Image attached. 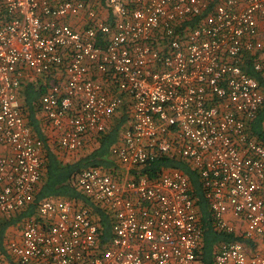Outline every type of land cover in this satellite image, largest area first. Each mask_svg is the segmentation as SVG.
Here are the masks:
<instances>
[{
	"label": "built area",
	"instance_id": "built-area-1",
	"mask_svg": "<svg viewBox=\"0 0 264 264\" xmlns=\"http://www.w3.org/2000/svg\"><path fill=\"white\" fill-rule=\"evenodd\" d=\"M94 3L0 0V221L34 204L44 169L45 141L19 101L26 84L45 87L37 106L63 161L97 146L126 114L110 148L118 175L87 167L72 181L110 219L108 237L98 211L46 197L6 246L14 263L199 264L202 228L187 175L130 176L162 156L197 170L218 230L264 244V144L248 132L264 92L243 68L251 57L264 81V0ZM80 15L82 27L66 22ZM214 264H264V245L249 253L242 241H221Z\"/></svg>",
	"mask_w": 264,
	"mask_h": 264
},
{
	"label": "trees",
	"instance_id": "trees-1",
	"mask_svg": "<svg viewBox=\"0 0 264 264\" xmlns=\"http://www.w3.org/2000/svg\"><path fill=\"white\" fill-rule=\"evenodd\" d=\"M92 1V0H87ZM104 3V0H97ZM4 15V12H3ZM246 64L243 66L244 70L251 76L255 77L264 92V81L259 72L255 71L251 66V57L247 56L245 60ZM45 91V87L40 85L33 89L31 86L26 88L24 104L30 111L28 123L35 134V136L43 139V132L41 126H39L35 115L33 103H37L40 95ZM125 112L121 111L119 117H114L110 125L106 127V130L98 137V145L89 151L83 153L80 158H75L70 161H62L58 153L53 152V149L44 142V169L40 179V186L36 189L34 204L28 206V208L18 216V219L22 216H29L35 212L36 203L46 197L53 198L62 196L66 198H73L80 200L83 204L90 206L94 211H98L95 204L88 198L84 197L74 186L73 178L75 174L87 167H100L103 170L111 173V175H118L116 171L119 168L117 164L110 157V148L117 141L119 132L125 122ZM248 132L257 140L264 144V104L259 109L256 117L250 122ZM59 151V148L56 147ZM115 167V168H114ZM165 168H178L182 170L188 177L191 188L192 197L195 200L198 208L199 223L202 228L201 241L196 250V260L199 264H214V249L215 245L220 240L234 239V235L224 233L218 230L214 224L209 211L208 201L205 198L201 180L197 170H195L186 160L179 157L162 156L155 161L146 163L143 167L137 169L134 168L131 171L130 176L136 178L139 175H147L148 177H156ZM21 211V212H22ZM17 214V213H16ZM103 231V238L110 234V219L102 212L98 211ZM18 219L11 217L8 221L4 222L2 229L7 225L16 222Z\"/></svg>",
	"mask_w": 264,
	"mask_h": 264
},
{
	"label": "crops",
	"instance_id": "crops-1",
	"mask_svg": "<svg viewBox=\"0 0 264 264\" xmlns=\"http://www.w3.org/2000/svg\"><path fill=\"white\" fill-rule=\"evenodd\" d=\"M94 1L95 3V6L96 7H103V4L102 2H98L97 0H92ZM102 12H105L104 9H100ZM5 18V16L3 15V11H2V8H0V22L3 21ZM66 22L70 23L71 25H73L74 27L76 28H80L83 26L84 22H85V19L83 17V15H80L78 17H69L66 19ZM258 26H259V30H260V38L262 39V41L264 42V38H262V35H263V32H264V17H260L258 19ZM31 86L33 89H36V87H38V85L35 83H30V84H26L22 90L19 92V101L21 103V106L23 108V111L25 113V117H26V120L28 121V123H30V118H29V113L30 111L28 110L27 107H25L24 104V99H25V92H26V88ZM38 103V101H37ZM33 106H34V115H35V118L39 124V126H41V131L43 132V136L45 138V141L46 143L49 145L50 148L53 149V152L55 151L56 153L59 154V151L56 150V147L52 144V143H49L47 142L48 140V136L50 134V130L45 128L44 127V123H43V115L42 113L39 111V108L37 106L36 103H33ZM31 125V124H30ZM86 149H84L78 156L77 158H80L83 153L85 152ZM46 152V148L44 149V154ZM54 152V153H55ZM63 161V160H62ZM65 161H70V160H66L64 159V162ZM118 166V165H117ZM117 168V167H116ZM118 172V171H116ZM41 183V182H40ZM39 183L38 187L41 185ZM38 187H37V190H38ZM76 188V187H75ZM77 189V188H76ZM57 197H62V196H57ZM26 211V210H25ZM24 211L22 212H19L15 215H11L10 217H8L7 219H3L0 221V264H15L14 261L12 260V258L10 257L9 255V252L8 250L6 249V246L7 244L9 243V241H18L19 238H20V230H19V225H20V222L23 218L27 217V216H22L21 218L18 219V216L23 213ZM31 215V214H30ZM11 217L15 218V219H18L16 222L12 223V224H9L7 225L5 228L2 229V226L4 224V222L8 221L9 219H11ZM227 219L232 222L233 224H236V226L239 228L240 227V224L239 222L234 219L231 215V212H228L227 213ZM240 229H238V231L236 233H231L232 235H234V240H239V241H242L244 243V245L246 247H248L249 249V253H255L256 251H261L262 248H263V239L262 238H259V237H256V238H252V239H245L241 236V231H239ZM221 241H225V240H220L217 242V244ZM217 244L215 245V249L217 247ZM214 249V250H215Z\"/></svg>",
	"mask_w": 264,
	"mask_h": 264
},
{
	"label": "rangeland",
	"instance_id": "rangeland-1",
	"mask_svg": "<svg viewBox=\"0 0 264 264\" xmlns=\"http://www.w3.org/2000/svg\"><path fill=\"white\" fill-rule=\"evenodd\" d=\"M262 38H264V32H263ZM91 147H92V148H91ZM95 147H96V146L93 147V145L88 146L87 149L85 150V152H86V151H89V150H92V149H94Z\"/></svg>",
	"mask_w": 264,
	"mask_h": 264
}]
</instances>
